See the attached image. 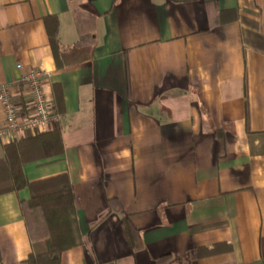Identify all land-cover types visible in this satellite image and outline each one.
<instances>
[{
  "label": "crops",
  "instance_id": "1",
  "mask_svg": "<svg viewBox=\"0 0 264 264\" xmlns=\"http://www.w3.org/2000/svg\"><path fill=\"white\" fill-rule=\"evenodd\" d=\"M31 68L59 119L20 171L69 179L78 242L59 264H262L264 0H0V86L23 107ZM29 197L0 193V264L41 247Z\"/></svg>",
  "mask_w": 264,
  "mask_h": 264
},
{
  "label": "trees",
  "instance_id": "2",
  "mask_svg": "<svg viewBox=\"0 0 264 264\" xmlns=\"http://www.w3.org/2000/svg\"><path fill=\"white\" fill-rule=\"evenodd\" d=\"M49 40L52 50H57V40L54 31L49 34ZM28 132V133H27ZM21 139L5 145L6 156L1 165L8 166L9 187H0V193L22 186H27L30 191V197L22 201L21 208L24 215L26 229L30 238L35 241L28 215L34 212H42L46 225V234L44 236V249H40L30 254L27 260L19 264H59L60 252L78 242V232L76 228L75 206L73 201L72 187L67 175L59 174L53 177L28 183L20 171L19 148L25 144L32 145L34 142L42 141L48 148H53L52 142H46L42 132L27 131ZM27 133V134H26ZM46 133V132H45ZM34 135V136H33ZM55 141L58 140V129L54 125L50 134ZM24 144V145H25ZM51 152V151H49ZM47 151V153H49ZM127 230L131 232L130 222L127 217L123 218ZM261 261L264 264V238L260 239Z\"/></svg>",
  "mask_w": 264,
  "mask_h": 264
},
{
  "label": "built area",
  "instance_id": "3",
  "mask_svg": "<svg viewBox=\"0 0 264 264\" xmlns=\"http://www.w3.org/2000/svg\"><path fill=\"white\" fill-rule=\"evenodd\" d=\"M16 67L21 68V64ZM46 72L42 69H29L20 80L31 95V103L17 105L5 86H0V141L13 142L25 132H45L58 121L59 115L52 108L42 89V81Z\"/></svg>",
  "mask_w": 264,
  "mask_h": 264
},
{
  "label": "rangeland",
  "instance_id": "4",
  "mask_svg": "<svg viewBox=\"0 0 264 264\" xmlns=\"http://www.w3.org/2000/svg\"><path fill=\"white\" fill-rule=\"evenodd\" d=\"M4 184H8V181H4ZM1 184V182H0ZM28 221L30 222L31 229L33 232V236L35 241L41 243L42 249H44V236L46 234V225L42 216V212H34L28 215Z\"/></svg>",
  "mask_w": 264,
  "mask_h": 264
}]
</instances>
